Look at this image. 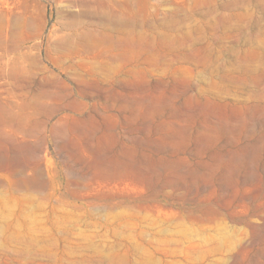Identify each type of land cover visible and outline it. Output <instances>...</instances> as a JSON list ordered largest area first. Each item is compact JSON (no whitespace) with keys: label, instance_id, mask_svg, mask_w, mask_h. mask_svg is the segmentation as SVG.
Masks as SVG:
<instances>
[{"label":"rangeland","instance_id":"rangeland-1","mask_svg":"<svg viewBox=\"0 0 264 264\" xmlns=\"http://www.w3.org/2000/svg\"><path fill=\"white\" fill-rule=\"evenodd\" d=\"M0 264H264V0H0Z\"/></svg>","mask_w":264,"mask_h":264}]
</instances>
